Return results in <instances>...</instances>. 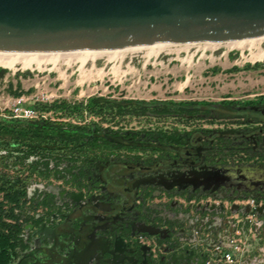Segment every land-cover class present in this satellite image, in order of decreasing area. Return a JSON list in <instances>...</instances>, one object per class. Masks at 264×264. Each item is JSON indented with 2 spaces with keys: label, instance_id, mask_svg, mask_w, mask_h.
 Returning a JSON list of instances; mask_svg holds the SVG:
<instances>
[{
  "label": "flooded vegetation",
  "instance_id": "obj_1",
  "mask_svg": "<svg viewBox=\"0 0 264 264\" xmlns=\"http://www.w3.org/2000/svg\"><path fill=\"white\" fill-rule=\"evenodd\" d=\"M236 110L253 113L216 120L221 128L193 124L195 115L172 126L96 127L94 145L53 154L51 175L29 185L28 196L45 202L28 211L16 264H213V235L229 212L201 201L264 198V181L243 177L264 170V102ZM237 264H264V225Z\"/></svg>",
  "mask_w": 264,
  "mask_h": 264
},
{
  "label": "rangeland",
  "instance_id": "obj_2",
  "mask_svg": "<svg viewBox=\"0 0 264 264\" xmlns=\"http://www.w3.org/2000/svg\"><path fill=\"white\" fill-rule=\"evenodd\" d=\"M148 46L135 49L100 50L93 58L81 60L83 51L33 53L35 62L23 67L18 61L5 68L0 79V111H9L14 96L9 90L29 91L25 105L36 99L52 101L84 100L91 95L142 100H221L251 99L264 95V68L245 70L246 64H264V37L233 42L166 43L158 52ZM236 67L237 70H231ZM213 69H217L215 72ZM28 72L23 77L21 74ZM19 84V87L17 85ZM217 113V111H215ZM179 123V122H177ZM172 119L147 121L131 119L123 127L172 126ZM191 123L206 127H225L224 121L209 125L204 120ZM103 125H106L104 123Z\"/></svg>",
  "mask_w": 264,
  "mask_h": 264
},
{
  "label": "water",
  "instance_id": "obj_3",
  "mask_svg": "<svg viewBox=\"0 0 264 264\" xmlns=\"http://www.w3.org/2000/svg\"><path fill=\"white\" fill-rule=\"evenodd\" d=\"M261 37L264 0H0V51L6 52L111 51ZM243 174L250 185L264 181V170ZM257 210L264 214V206Z\"/></svg>",
  "mask_w": 264,
  "mask_h": 264
},
{
  "label": "trees",
  "instance_id": "obj_4",
  "mask_svg": "<svg viewBox=\"0 0 264 264\" xmlns=\"http://www.w3.org/2000/svg\"><path fill=\"white\" fill-rule=\"evenodd\" d=\"M261 68H264L262 63L246 64L243 67L245 70ZM216 70L213 69L214 72ZM6 72V69L0 67V79ZM21 75L26 77L29 73ZM11 87L9 83V90L14 96L30 92L12 91ZM259 102H264V95L256 99L221 100L215 103L91 95L79 101L54 99L30 104L33 109L47 113L45 118H15L8 111H0V264H16L19 250L22 249V226L31 219L28 211L36 204L45 202L44 199L28 196L32 180L51 175L50 161L55 158L53 154L80 153L84 147L94 145L88 135L92 128L111 130L116 127L121 131L126 130L123 123H129L131 119L162 121L174 115L179 117L172 119L175 122L189 120L190 115L207 122L227 121L240 114L253 113L249 110L238 111L237 106L256 105ZM57 164L53 161V166L57 167ZM251 196L260 198L255 193ZM18 264L26 263L21 261Z\"/></svg>",
  "mask_w": 264,
  "mask_h": 264
},
{
  "label": "built area",
  "instance_id": "obj_5",
  "mask_svg": "<svg viewBox=\"0 0 264 264\" xmlns=\"http://www.w3.org/2000/svg\"><path fill=\"white\" fill-rule=\"evenodd\" d=\"M28 99L29 97H25L24 94L16 96L8 111L10 116L25 119L45 118L47 113H41L30 105L24 104ZM35 101L45 102L37 99ZM201 202L214 207L221 206L225 211L229 212L227 216V220H229L228 227L219 229L213 235L214 241L210 247L209 259L213 264H217L218 261L226 264H237L242 257L244 249L251 245L255 240L256 234L264 225V214L260 215L257 210L258 207L264 206V198L256 199L251 195H239L230 199L207 197ZM232 205H235V211L231 210ZM244 207H247L248 210L242 212ZM196 234H200L203 240H207L211 233L208 234L197 230L194 232V235ZM203 240L196 239L195 242L203 243Z\"/></svg>",
  "mask_w": 264,
  "mask_h": 264
},
{
  "label": "bare ground",
  "instance_id": "obj_6",
  "mask_svg": "<svg viewBox=\"0 0 264 264\" xmlns=\"http://www.w3.org/2000/svg\"><path fill=\"white\" fill-rule=\"evenodd\" d=\"M236 45H240L243 40L238 41H232ZM166 43H156L153 45H148V52L154 53L158 52V50L162 49L165 46ZM140 46L135 47H128V49H135ZM100 50H84L83 54L81 56V60L84 61L86 58L91 57L93 58L95 55L99 53ZM37 53V52H34ZM33 53L28 52H6V51H0V66L5 68H13L15 64L20 61L23 67H30L32 63L35 62V59L30 56ZM260 57L264 56V52L259 55Z\"/></svg>",
  "mask_w": 264,
  "mask_h": 264
}]
</instances>
